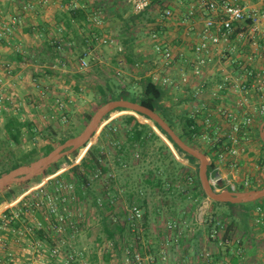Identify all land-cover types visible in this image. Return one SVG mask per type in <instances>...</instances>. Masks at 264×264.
Wrapping results in <instances>:
<instances>
[{
	"label": "built area",
	"instance_id": "2783aa9c",
	"mask_svg": "<svg viewBox=\"0 0 264 264\" xmlns=\"http://www.w3.org/2000/svg\"><path fill=\"white\" fill-rule=\"evenodd\" d=\"M127 1L132 12L137 14L145 10L151 0ZM190 2L191 8L181 14L180 18L182 21L193 19L191 25L194 24L197 41L187 56L180 54L185 65L178 69L179 79L168 74L175 66V50L154 28L149 35L151 50L156 55L155 62L159 67L147 76L165 93L174 89L180 91L183 85L189 86L191 93L188 95L187 112L199 126L193 138L197 144L204 145L205 150L211 151V156L206 155L210 163L213 162V168L207 172L210 185L217 191L248 189L253 181L258 185V174L264 175V145L255 133L256 124L264 119V51L260 50L264 49V0H251L249 4L241 0ZM70 4L74 8L80 6L79 0H70ZM161 13L162 18L173 16L168 8ZM99 16V9L91 8L87 19L94 26L98 24ZM10 33V28L6 26L0 32V37L8 40ZM233 34L246 42L248 47L243 48L241 45L238 49L229 45V38ZM111 40L109 37H101L99 42L107 43ZM91 52L89 46L85 55L78 57V68L85 69L88 66L87 58ZM232 53H239V56L232 57ZM258 60L261 65L256 66ZM139 64L135 63V68ZM10 69L11 63L0 57V71L12 77ZM116 74H121V70H117ZM5 100L10 99L0 90V109L7 110ZM173 100L178 102V97ZM117 159L119 166L127 165L120 157ZM241 159L248 161L250 169L243 170ZM101 163L106 170L97 167L89 175L90 186L94 182L101 185L95 193L93 204V198L89 197V202L88 198H79L78 188L84 192V186L78 185L72 178L62 177V170L44 176L40 182L33 183L16 197L2 199L0 264H89L86 255L90 250L86 246H79L78 239L87 227L89 217L94 216L95 212L100 218L104 216L121 224L127 219L131 231L142 232V226L138 225L142 210L136 204L121 208L120 211L124 212L122 221L120 211L113 213V206L119 201L115 190L120 189L114 169L104 159ZM221 169H228L230 176H221ZM252 169L253 174H249ZM185 182L191 184L192 177H187ZM251 223L264 225V209L259 206L254 208ZM216 225L220 228L216 229ZM215 226L205 238L216 250L201 247L196 253V263L241 264L234 263L231 258L242 260L244 257L242 234L234 232L223 237V225L216 221ZM184 227H187L185 221L170 219L165 222V230L172 235L171 238L162 239L164 242H161L159 250L162 261L168 257L165 249L168 241L171 239L178 243L184 237ZM101 244L100 248L114 250V241L105 239ZM124 245L122 253L125 264L154 261L152 254L142 255L134 247L131 249L129 245ZM219 250H226L227 253L216 258Z\"/></svg>",
	"mask_w": 264,
	"mask_h": 264
},
{
	"label": "rangeland",
	"instance_id": "374dc122",
	"mask_svg": "<svg viewBox=\"0 0 264 264\" xmlns=\"http://www.w3.org/2000/svg\"><path fill=\"white\" fill-rule=\"evenodd\" d=\"M88 1L91 4L93 2H98L99 0H91V2L90 0ZM118 1L119 4L122 5V9L127 11V14H125V11V13H122V15L119 16L115 10L111 11L110 0H103L102 5H100L101 8L99 11H101L102 14L99 16L98 24L94 25L92 29L96 27L101 33L99 36L92 35L93 38L95 37V41L94 43H90L92 52L90 57L87 58L88 66L85 69H80L76 66V60L78 59L76 54H74L72 50L65 48L60 49V56L52 60H50L48 55H43L46 60L44 62L38 61V57L42 56L37 53V49L40 50L39 47L42 45L43 38L39 35L41 33L37 32L36 21L40 20L43 21V23L46 21L54 22L55 13L61 9L60 0H24L18 4L15 3V5L12 1V5L14 6H11L10 9H8L5 3L0 4V32L3 31L6 26H8L11 30L8 38V41L11 43L10 47L19 49V51H21L24 55L23 63L15 62L14 66L11 67L17 68L18 74L12 75V77L3 76V79L1 78L0 90L6 97L10 99L5 100L7 103H4L5 106L8 107L7 111H18L21 109V116L32 119L33 123L38 129L42 130L43 127L49 125L53 129L52 131H55L56 133L55 139H52L51 141H44L40 138L35 139L34 143L38 152L37 157L43 155L41 149L43 143L50 142L55 147L59 144L58 139L61 137L70 133L77 134L84 128L88 122V120H86V115H92L100 105L99 103L101 101V95L97 91L98 84L104 85L106 81L109 82L112 87H115V85H125L134 91L139 90L137 77L141 73L140 71L144 72V70L135 72V70H133L128 64L124 65L123 67L115 66L112 63V58L121 52L123 46L121 39L126 34H128L130 37H133L129 47L134 49L135 54L137 55V53H143L145 51L146 45H148V42L144 37L146 36L148 28L147 26H143L142 28L136 26L137 24H130L132 25V28L129 29L127 33L124 32V20L128 18L127 16H129V9L126 4L128 1ZM183 1L184 0H177L174 4L181 5ZM163 2H165V0ZM241 2L249 4L251 0H241ZM37 6L39 7L37 8ZM95 7L99 8V6ZM150 13L156 14L159 12L156 9H153ZM158 15L160 16V13ZM139 23H143V21ZM23 25L26 27L34 25L35 27L32 32L26 34L23 32L21 34V31L18 29ZM59 31L60 30L55 31L53 28L51 31H49V36H55L57 38V33H59ZM101 37H109L112 40L111 42L100 43L99 39ZM1 49L2 51L0 53L3 56L10 52H8L9 49L6 46H1ZM260 50L261 52L264 51L262 48H260ZM33 59L37 60L32 61ZM46 67L55 71V74L46 75L44 71ZM117 70H121V74H116ZM34 72L38 74L35 80L32 78ZM3 73L4 72L0 71V74L3 75ZM106 95L109 97L111 93L106 92ZM58 103H65V105L61 104L60 106ZM57 107H60V109L57 110ZM173 109L178 111L179 107L173 106ZM56 111L61 112L63 117ZM125 114L134 115L139 121L147 123L157 134L158 138L151 139L149 142H147L144 148H133L129 154L127 165L124 167L119 166L115 161L118 159L115 153L116 147L114 146V143L102 141L101 147L105 155L104 160L114 169L116 173L117 186H121H118L119 189L121 188L120 191L117 189L115 190V192L118 193L120 200L113 206V213L115 212L117 214L116 211H120L122 207L127 205L128 200L126 193L128 191H134L133 193L136 195L135 191L142 187L141 192H143V180L144 177H146L148 170H151L155 175H158L156 166L167 164L169 159L168 157L166 158L167 149L176 160L185 166V168L190 169L191 172L197 170V163L190 162L182 157L180 153L177 152L173 144L163 135V133L157 129L152 121L129 110H114L102 119L98 129L86 145L80 147L75 153L70 154L68 157H62L57 162V164L50 165L27 182L11 185L9 188L14 189L15 195L9 198L16 197L25 188L30 187L33 183L40 182L44 176L53 174L56 171L62 170L64 171L62 173V177H70L73 179L70 173V168L73 165H78L80 163L81 158L86 155L90 145L97 141L103 126L115 118ZM261 123L262 127H264V119L261 120ZM257 127L258 126L255 127V133L258 131ZM175 132L178 134V131ZM24 136L25 135H23V137ZM120 137L122 140L124 139L123 134L120 135ZM161 145H165L167 149L164 147L160 149L159 147ZM30 146L31 144H28V142H24L23 144L24 149H29ZM191 146L200 151L206 149L204 145H199L196 143ZM143 151L145 154L142 155ZM160 155H163L165 160L163 159L160 161ZM249 167L250 166H248L246 169H250ZM67 175H69V177ZM260 183L261 182L258 184ZM100 186L101 185L99 182H94L91 185L93 193H97ZM252 186L250 188H256L257 186L254 181L252 182ZM7 189L1 191L0 196H5ZM151 191V204L159 205L163 199V195L156 188L152 189ZM89 199L90 198L87 199L88 202ZM194 201L195 200L193 199H186L185 201L180 202L178 199H176L175 203L172 205L173 208L171 209L162 205V209H160L161 211L157 212V221H154L151 224L150 232L154 233V235H151L149 239L155 246L161 242L160 238L157 237L155 233L158 231H165L164 224L167 221L168 216H171L177 221H185L187 227H184L183 229V238L185 240L183 244H188L187 249L188 253L190 254L188 257L191 258L195 263V255L199 249L201 247H209V243L205 238L206 222L209 221L213 213H220V211L227 210L229 205L220 204L212 209L211 201L205 197L201 198L199 202H196L195 207L192 208L191 204ZM259 202H264V200H260ZM255 203L256 200L243 203L239 206L244 209L248 206H254ZM189 211L192 212L190 216L188 215ZM180 213L183 215L180 216ZM229 220V217L226 219L224 218V222L228 223ZM181 223L183 224V222ZM235 223L236 233H244L245 235L246 232L249 236H257V239H254L256 241L264 240V235L261 233L264 231L260 230L258 226L252 225L251 217L247 222L248 229H245L246 226L243 227L242 222L237 217L235 219ZM87 224V227L84 228L79 236L78 245L86 246L89 249L92 247L93 252H90L86 255L88 257V262L90 261L89 264H122L124 256L120 251L118 253V250H112L113 253L110 254L108 259H105L104 256L99 254V252H96L98 246L101 247V242L105 240L101 232L100 216L95 212L94 216L89 217ZM138 225L141 226V221L138 222ZM99 237L102 238V241L97 243ZM147 239L145 241L146 243ZM143 245L145 246L146 244ZM172 256L176 257L177 255L174 253ZM189 258H187V263L192 264L191 261L188 260ZM260 258L261 257H259V254H255L256 262L260 263ZM167 259L168 258L165 260L166 262Z\"/></svg>",
	"mask_w": 264,
	"mask_h": 264
},
{
	"label": "trees",
	"instance_id": "16d2710c",
	"mask_svg": "<svg viewBox=\"0 0 264 264\" xmlns=\"http://www.w3.org/2000/svg\"><path fill=\"white\" fill-rule=\"evenodd\" d=\"M164 0H151L150 4L146 7L145 10L140 13L133 14L129 13L128 18L124 20V32L127 33L129 30L130 24H136L137 22H145L144 25H155L154 27L158 28V25L154 24L156 19L158 20V14H162L160 10L167 7V5L163 2ZM103 0H99L98 2L89 3L88 0H79V7H72L70 4V0H62V7L58 10V12L54 15V22L56 23L54 30H60L57 33V38L55 36H47V32L43 30V26L45 23L38 22L36 29L41 33L43 38L42 45L39 47L40 50L37 49V53L42 57H38L39 62H44L46 59L43 55L49 56L50 60L60 56V49H68L72 50L76 57L84 56L88 47L91 46L90 43H94L95 37L94 35L99 36L100 31L95 27L92 29V24L88 21L87 17L91 13V8H100ZM100 3V4H99ZM95 6H99L95 7ZM156 9L159 13L151 14V10ZM31 28L29 29V31ZM93 35V36H92ZM55 39V40H54ZM133 40L128 34H126L121 42L123 44L122 50L118 55L112 58V63L115 66L124 65H134L137 62H140L141 59L138 55L135 54L133 48L129 47V44ZM5 38L0 37V44L7 46L10 44L6 43ZM10 53L7 54L6 60L8 63H11V67L14 66V63H23L24 57L23 54L14 49L13 47H9ZM61 58V57H60ZM37 59H33L32 61H36ZM62 61V59H61ZM121 61V63L119 62ZM62 64V63H61ZM45 74L51 75L55 74L50 68H45ZM11 75H16L17 68L10 69ZM44 74V75H45ZM80 74V73H78ZM37 73H33L32 78L35 80L37 78ZM138 82V91H134L129 89L125 85H112L109 82L104 83V85H97V91L101 95L100 105L104 102L112 99H129L131 101H135L149 109L157 112L169 125L171 129L174 131H178V136L185 141L189 145H193L195 139L193 138V133L197 131L199 126L195 124L192 117L188 115V112L185 109L179 108L178 111L173 109V106H168L164 103V98H166V94L164 89H162L158 84L153 82L149 76L141 77L137 80ZM106 92H110L111 95L107 97ZM176 107V106H175ZM122 108H117L115 110H121ZM138 115L144 117L140 113ZM91 115H86V120H89ZM148 119V117L145 116ZM154 125L157 129L165 134V132L154 122ZM52 127L46 125L43 129H38L36 125L33 123L32 119L22 117L21 109L15 112L7 111L6 109H0V174L15 168L21 164L28 163L35 158H37V147L34 143L36 138H40L44 141H51L55 139V131H52ZM124 135V139L122 140L120 135ZM23 135H25L23 137ZM74 134H68L66 136L58 139V143H62L69 137H72ZM166 135V134H165ZM258 136V133L256 134ZM167 139L173 144V146L177 149L176 144L170 139L168 135H166ZM153 138H158L157 134L152 130V128L147 124L139 121L134 115L125 114L114 120L110 121L108 124L104 125L100 131L98 139L95 143L90 145L87 150L86 155H84L80 163L78 165H73L70 168L71 176L73 180L78 185L84 186V192L80 188H78V196L79 198H93L92 204L94 203L96 194L93 193L92 187L89 183V175L93 173V171L99 167L103 171L106 170V167L101 163L104 159L105 155L102 150V141L116 143L115 153L117 157H120L121 161L128 162L129 154L133 148L142 147L144 148L147 142H149ZM261 141V140H260ZM24 142H28L31 144L29 149H24ZM197 144V143H196ZM262 145L264 143L261 142ZM166 148L165 145H161L159 148ZM54 146L50 142H45L42 144V154H46L50 150H52ZM74 151L73 153H75ZM166 158L168 157L167 164L165 165H157L156 171H158V175H155L153 171L148 170L146 177H144V189L142 191V187L138 188L135 191L136 195L132 191H128L126 193L128 205L136 204L142 210V218H141V226L143 229V235L147 237L151 230V224L154 221H157V212L161 211L162 205L173 208V203L178 199L180 202L185 201L186 199L195 200L192 202L191 207L194 208L196 202H199L201 198H205V194L203 193L199 180L197 177V170L190 171V169L185 168V166L176 160L167 149ZM208 156H211V151L202 150ZM72 153V154H73ZM145 154L144 151L142 155ZM190 162H196V159L190 155H186L184 157ZM165 160L163 155L159 156V160ZM118 164L119 161L115 160ZM58 162V161H57ZM53 163L52 165L57 164ZM213 168V162L210 163L207 167V172ZM66 176V175H65ZM69 177V175H67ZM192 177L191 184H186L185 180L187 177ZM70 178V177H69ZM264 186V181L258 184L256 187ZM158 189L160 193L163 195V199L159 205L151 204V194L152 189ZM250 189V188H249ZM239 190H243V188H239ZM141 193V194H140ZM15 195L14 189H7L5 196H0V201L5 198H9ZM260 200H264V197L256 200L254 206H248L244 209L239 205L243 204H232L229 202L219 203L211 201L212 209L217 205L226 204L229 205L227 210L220 211V213L215 212L211 215L209 221L206 222L205 231L206 234L210 232L211 229L215 226L216 221H219L222 228V236L225 237L228 234L235 232V219L236 217L240 219L243 227L247 228V222L250 217L252 219V211L256 206L264 209V202H259ZM239 206V207H236ZM235 208V209H234ZM124 212H120L123 214ZM191 211L188 212V215H191ZM182 216L183 214H179ZM230 218L229 222H224V218ZM249 218V219H248ZM173 219L171 216L167 217V220ZM130 221L127 219L124 220V223H119L118 221H112L107 217H101V232L105 239H109L118 245L116 235L122 236L123 233L127 235V242L125 244L129 245L132 238V234L129 233L131 226L129 225ZM254 226V224H252ZM262 231H264V225H256ZM216 229L220 227L218 225L215 226ZM165 230V228H164ZM167 231V230H165ZM165 231H158V234H164ZM245 232V231H244ZM134 235V234H133ZM245 235L247 233L245 232ZM242 233V236H245ZM249 236V235H247ZM138 238V237H137ZM121 240L118 238V241ZM137 240V239H136ZM181 240V239H180ZM179 240V241H180ZM102 238L99 237L97 242H101ZM139 242V240H138ZM181 243V241H180ZM129 247V246H128ZM132 249V247H130ZM119 253V251H117ZM151 253L152 251L149 249L148 251ZM221 250L216 252L215 257H220ZM227 253V251H223ZM105 259L109 258V254H103ZM233 262L236 261L233 257L231 258ZM238 262V261H237ZM79 264V263H74Z\"/></svg>",
	"mask_w": 264,
	"mask_h": 264
},
{
	"label": "crops",
	"instance_id": "0c3cea01",
	"mask_svg": "<svg viewBox=\"0 0 264 264\" xmlns=\"http://www.w3.org/2000/svg\"><path fill=\"white\" fill-rule=\"evenodd\" d=\"M12 1H13L14 5H15V3L18 4L19 2L24 1V0H0V4H4L5 3L7 5V7H8V9H10L11 6H14V5H12L13 4ZM176 1L177 0H165L164 3L167 5V7L163 8V9H167V8L170 9L173 16L169 17L168 19H166V18H162V15L160 14V16H158V20L156 19V22L154 23V24L158 25V28L154 27L155 25L154 26L153 25H149V24L142 25L145 22H143V23L137 22L136 23L137 25L134 24V25L142 27V28H143V26H147V28H148L146 36H144L145 39L148 42V45H146L145 51L143 53H137V55L141 58L139 60L140 62H137V63H140L139 64L140 66L135 68L134 65H129V66H131V68L133 70H135V72H139V70H144V72L140 71L141 73L138 75V77H137L138 79H139V77L141 78V77L149 75V72H151L153 69L159 67V64L155 62L157 60L156 59V55L151 50L152 41H151L149 32L151 31L152 28L158 30V34H162L164 39L169 44H171L172 47L174 48L175 53H176V55H175V66L172 69H170V71H168V74L171 75L174 79H176V78L179 79V77H178V69H179V67H182V66L185 65L184 62L182 61V58L180 57V54L186 55V56H187V54H189V51H190L189 49L197 41V34H196V31H195V27H193L194 24L191 25L193 19H188L186 21H182V17L180 18L181 14H183L189 8H191L190 7V3H191L190 0H184L183 1L184 3L182 2L181 5H175L174 3H176ZM90 2H91V0H90ZM115 2H117V3H115ZM60 4H62V0H60ZM126 4L128 6V9H129L128 12L129 13H133L129 3L126 2ZM39 6H41V5H39ZM39 6H37V8ZM110 6H111L110 10L111 11L115 10V12H117V15H119V16H121L122 13H125V11H126V10L122 9L123 7H121L122 5L119 4L118 0H110ZM61 7H62V5H61ZM100 8H101V6H100ZM100 8H99V10H100ZM162 10H161V12H162ZM152 12H154V11H152ZM100 14H102L101 11H100ZM125 14H127V11H126ZM133 14H135V13H133ZM39 21L40 20H37L36 22L38 23ZM40 22H43V21H40ZM55 24H56L55 22H50V21L49 22H47V21L45 22V24L43 26V30H45L47 32V36L48 37H49V31H51L56 26ZM131 26L132 25H129V29L132 28ZM195 26H197V23H195ZM34 27H35L34 25L33 26L30 25L29 27L28 26L26 27V26L23 25L18 30L21 31V34L23 32L26 34V33L32 32ZM30 28H31V30L29 31ZM39 35L41 36V34H39ZM11 39H12V37H11ZM6 41H7L6 42L7 44L11 45L10 41H8V40H6ZM10 45H8V47L6 46L9 49L8 52L11 49V48H9ZM229 45H234L238 49L241 48V45L243 46V48H247L248 47V44L246 42H242L237 36H235V34L230 36ZM1 46L5 47L4 45L1 44L0 45V49H1ZM1 51H2V49L0 50V52ZM9 53H7V54H9ZM6 56L7 55L3 56L1 54L0 57H1V59L6 60ZM233 56L237 57V56H239V53H232V57ZM142 63H143V66H142ZM255 65L256 66L261 65L259 60L256 61ZM142 67H145V68H142ZM158 70H160V69H158ZM1 72H3V71H1ZM3 76L7 77L8 75L5 74V73H3V75L0 74V77L2 79H3ZM189 92H190L189 86L188 85H183V88L180 91H176L174 89V90H171L169 93H165L166 94V98H164L163 101L168 106H178L179 108H182V109H185L186 111H188V95L191 93V92L190 93ZM174 97H178V102H174V100H173ZM256 126H258L257 127L258 131L256 132V134L258 133V135H259V131H260L259 129H261L262 123L259 122L258 124H256ZM259 139H260V137H259ZM247 157H249V156H247ZM240 162H242L241 165L244 164V169L243 170L244 171L247 170L246 168L248 167V164H249L248 161H244V159H241ZM249 174H253V169H252V171L249 170ZM221 176H228L229 177L230 174H229L228 169H221ZM257 176H258V179L260 180L259 182L264 181V175L258 174ZM127 205H128V203H127ZM122 215L123 214H119L120 218H122L121 221L124 220V217H122ZM128 231H129L130 234H132L131 235L132 238H134V239H132L130 241L129 247H132V248L134 247V249H136L142 255H144L146 253H149L148 252L149 249L152 251L150 254H152L154 256V261L152 263H143V264H180V262H181V264H188L187 263V258H189L188 256H190V254L188 253V249H187L188 248V244H185V245L183 244V242L185 241L183 237L181 238V240L179 239L181 241V243H180V241H178V243H174L171 239L168 241L167 246H165V249H166L167 255H168V257H167L168 259H167V262H166V261H162L159 258V250H160L161 242L164 239L171 238V235H172L171 232L166 231V233L164 232V234L163 233L159 234V236H158V233L156 232L155 235L160 238L161 242H159V244L155 246L149 239L151 237V235H154V233L150 232L147 235V237H145L143 235V231L142 232H138L137 231L136 233H134L135 231H131V229L128 230ZM261 233H262V235H264V232H261ZM127 235L128 234H126V233H123L122 236H118V234L116 235V239H117V242H118L117 244L118 245L116 246V243H114V250H118L121 253L123 252L122 248H123V246H125L124 244L127 242V239H128V238H126ZM242 237H243V242L245 244L244 257H243L242 260L240 258H238V257H233L234 259H236V261L234 263H236L238 261L241 264L242 263L243 264H264V240H262V241L254 240L255 238L257 239V236H255V235H253V236L252 235L251 236L245 235V236H242ZM118 238H120L121 240L118 241ZM146 239H147V243L145 242ZM138 240H139V242H138ZM259 242H261V243H259ZM97 243H100V242H97ZM143 244H146V245L144 246ZM209 247L212 248L213 251L216 250L213 247V245L210 244V243H209ZM89 250H90L89 253L93 252L92 247ZM96 252L97 253L99 252V254H101V255H103V254H109L110 255L111 253H113L112 250H108V249H106L104 247L100 248V246H98V249H97ZM174 253L177 255L176 257L172 256ZM220 253H221L220 257H222L225 254L223 251H221ZM255 254H259V257H261L260 258L261 259L260 263L255 261ZM188 260L191 261L192 264L194 263L191 258H189ZM194 260H195L194 264H197L196 263V255H195V259ZM89 263H90V261H89ZM122 264H125L124 260H123Z\"/></svg>",
	"mask_w": 264,
	"mask_h": 264
},
{
	"label": "water",
	"instance_id": "95a60500",
	"mask_svg": "<svg viewBox=\"0 0 264 264\" xmlns=\"http://www.w3.org/2000/svg\"><path fill=\"white\" fill-rule=\"evenodd\" d=\"M117 108L129 110L135 114L140 113L144 118L145 116L148 117L150 121L155 122L176 144L177 149H175L182 157L190 155L196 159L199 184L208 200L239 205L264 197V186L237 191L229 189L215 190L210 185L207 175V167L210 161L207 159L206 154L183 141L157 112L129 99H112L104 102L93 112L80 132L59 143L46 154L0 174V192L11 185L27 182L53 163L59 161L62 157H68L74 151L86 145L98 129L102 119ZM165 134L163 135L166 137ZM259 137L262 143H264V127H261ZM216 176L219 175L217 174Z\"/></svg>",
	"mask_w": 264,
	"mask_h": 264
}]
</instances>
